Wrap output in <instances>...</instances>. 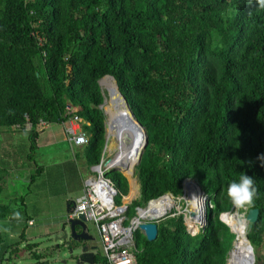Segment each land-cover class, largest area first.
Masks as SVG:
<instances>
[{"label": "trees", "instance_id": "16d2710c", "mask_svg": "<svg viewBox=\"0 0 264 264\" xmlns=\"http://www.w3.org/2000/svg\"><path fill=\"white\" fill-rule=\"evenodd\" d=\"M105 75L147 134L135 166L139 194L127 204V219L151 199L182 195L187 178L207 197L196 235L187 232L182 214L160 219L153 241L136 229L134 264H225L234 235L219 217L232 209L227 188L242 172L258 189L249 207L258 217L246 229L258 248L264 234V167L257 160L264 154V9L255 0H0V128L30 123L29 148L36 149L40 121L64 124L77 115L88 135L84 159L99 164L106 124L98 81ZM42 170L36 167L30 184ZM104 174L121 203L127 178L117 169ZM11 212L0 203V221ZM94 261L104 264L99 253Z\"/></svg>", "mask_w": 264, "mask_h": 264}, {"label": "rangeland", "instance_id": "374dc122", "mask_svg": "<svg viewBox=\"0 0 264 264\" xmlns=\"http://www.w3.org/2000/svg\"><path fill=\"white\" fill-rule=\"evenodd\" d=\"M101 81L102 79L98 83L104 94V106L109 95L108 89L105 88ZM105 120H107L106 114ZM0 129V175H6L2 182L3 190L0 195V203L16 207L21 204L20 200L24 198L25 206L22 205L21 210L31 215L34 219V224H28L27 226L28 229L26 233L27 237L28 235L29 237L26 241H21L19 250L15 252V254L12 253L9 260H5L6 257L9 256L8 253L3 260H0V264H40L42 260L45 264H73V255L70 254L69 248L65 246L62 241L56 240V237L62 234V229H56L54 231L52 227L48 233L45 232L48 229V225L46 224L52 217H60L64 214L67 202L69 200L76 201L83 195L84 180L89 176L96 177L97 173L93 169V166H88L86 163L81 151L82 146L71 147L66 138L62 140V137H59L60 139L58 141H54V139L60 135L65 136V125L63 124L48 123L46 127L38 125L37 130L41 135L40 137L38 136L36 141H38L41 146H37L36 149L29 148L30 143L27 130L8 129L5 127H1ZM57 131L58 134H56ZM52 135H54V137L47 143H41V139L47 136L51 137ZM28 155H30V158ZM110 157L111 156L106 154L104 150L102 169L108 171L111 169H106L105 166V162ZM39 165L43 166V171L37 172L34 182L30 184L31 174L36 172V167ZM135 166L136 165H134L133 176H129L124 171L118 169L122 174L124 173L123 175L126 178L129 176L131 180L133 179L132 184L131 180L129 178L127 179L129 190L127 195L121 197V203L126 205L136 199L138 195L137 190L136 195L128 200L132 194V189H138L139 186L135 174ZM199 187L201 188L200 185ZM183 194L181 196H183ZM201 196L204 198V193L201 194ZM173 197L174 205L165 215L159 217L160 219L171 216V213L176 211V208L180 211H183L186 207L189 209V204L186 200L180 201L183 197ZM204 203L206 205L205 199ZM148 204H146L145 207H148ZM246 210V208L237 209L233 206L228 213H238L239 216L243 218ZM202 222L205 223V215ZM0 224V229L5 231L2 225H6V220H2ZM194 225L198 228V224ZM64 228H66V226ZM87 229L93 236L94 243L97 245L96 252L102 254L99 234L92 222H87ZM3 231L1 234L5 242L8 238ZM232 234L234 238L231 241V248L237 241L236 234L234 232H232ZM25 242L35 244V246H31L32 251L26 246ZM4 247L7 246L5 245ZM15 247L18 246L15 245L14 248Z\"/></svg>", "mask_w": 264, "mask_h": 264}, {"label": "built area", "instance_id": "2783aa9c", "mask_svg": "<svg viewBox=\"0 0 264 264\" xmlns=\"http://www.w3.org/2000/svg\"><path fill=\"white\" fill-rule=\"evenodd\" d=\"M38 39L41 42V38L38 37ZM66 108L69 113L73 112V109L70 106H67ZM38 125H43L46 127L48 123L40 121ZM63 125H65V138L70 146L80 147L88 143V135L82 128L81 119L79 116H69ZM20 128V125H14L12 127V129ZM30 128L31 124L27 122L24 126V129L28 130ZM104 170L105 169L101 168L100 171H95L97 173L96 177L89 176L84 180L83 195L73 202L71 207L72 211L71 213H68V215L70 217H77L79 213H82L86 217L87 221L92 222V224L95 226L99 234L100 247L102 250V254L100 255L104 258V264H134L136 248L133 234L134 231L138 229V224L145 221L146 217L141 216L142 218H137L141 211L139 209L141 207H137L136 215L130 219H127L125 215L127 205L116 202L115 199L119 192L111 179L105 176L104 173L106 170ZM163 195L171 196L172 199L174 198V195L171 193H165ZM161 196L156 199H151L148 209L152 202L161 198ZM175 197H183L180 199V201L186 200L187 203H189V200L185 197V194H183V196L180 195ZM206 200L207 198L205 201ZM205 211L206 205L204 208L202 221L204 220ZM178 214L183 215L186 230L190 235H196L201 232L204 226L203 222L200 223V226L196 231H193L187 227L189 219L193 217L191 216L190 209H187L186 207L183 211H180L178 208H176V211H173L171 216ZM160 217H162V215H160ZM126 220H128V223H125ZM253 260L254 259H252L251 251L249 250L248 246L245 248V250H242L240 243L237 240L229 251L225 264H253Z\"/></svg>", "mask_w": 264, "mask_h": 264}, {"label": "bare ground", "instance_id": "6f19581e", "mask_svg": "<svg viewBox=\"0 0 264 264\" xmlns=\"http://www.w3.org/2000/svg\"><path fill=\"white\" fill-rule=\"evenodd\" d=\"M101 82L109 91V96L103 106L107 117V143L105 151L106 154L111 156L108 158L110 160L106 163V166L107 168L114 167L120 169L127 175L132 176L131 174H133L134 165L141 149L144 130L138 126L131 116L125 101L117 90L114 80L106 77ZM136 193L137 189L133 188L132 194L128 199L132 198ZM184 194L189 200L188 204L190 207L188 206V208L193 211V217L189 219L187 225L191 230L196 231L202 222L204 214V198L198 193V187L191 180L185 182ZM173 205L174 201L172 197L163 195L152 202L149 209L145 211L141 210L140 214L144 217L163 215ZM222 220L235 232L242 250H245L247 246L243 236L246 229L243 218L233 213H227L223 215ZM194 224H198V228Z\"/></svg>", "mask_w": 264, "mask_h": 264}, {"label": "water", "instance_id": "95a60500", "mask_svg": "<svg viewBox=\"0 0 264 264\" xmlns=\"http://www.w3.org/2000/svg\"><path fill=\"white\" fill-rule=\"evenodd\" d=\"M105 77H109V78H112L114 80V78L112 76H110V75H105L101 79H103ZM114 82H115V80H114ZM115 85L117 87V90H118L119 94L121 95V97L125 101L128 109H129V111L131 113V116L134 118V120L138 124V126L144 130V137H143V141H142V144H141L140 152H139L138 157L136 159V163H135V165H136L139 162V160H140L142 151H143V149L145 147V144L147 142V134H146V131H145L144 127L135 119L134 114L131 111V109H130L128 103H127V100L125 99V97L119 91L116 82H115ZM102 94H103V92H102ZM108 95H109V91H108ZM104 102H105V98L103 99V102L100 105L101 109L103 107ZM104 113H105V111H104ZM105 124H106V128H107V121L106 120H105ZM105 131H106L105 132V144H104V148H103V152H102V157L100 159L99 164L93 166V169L96 172L101 170V166H102V162H103V160H102L103 159V154H104V150L106 148V143H107V139H106L107 130L105 129ZM109 160L110 159H107V161L105 162V166H106V163ZM111 169L113 170L115 168L113 167ZM128 178L129 177H127V179ZM129 179L131 180V178H129ZM187 180L194 181V183L198 187V193L199 194H203V191L201 190V188L197 184V181H195L192 178L185 179L183 181V187H184L185 182ZM137 190H138V194H139V186H138ZM188 198H190V197L188 196ZM206 198L207 197L205 195L204 199H206ZM150 202H151V200L149 201V204H150ZM139 209L145 211V210L148 209V207H141ZM71 211H72L71 208L67 211V215L65 216V218L63 220L64 222L62 223V234L60 236H57L56 240L62 241L64 243V245L69 248L70 254L73 255V259H72L73 264H96L95 261H94V256L97 253L96 252L97 245L94 243V238L89 233V231L87 229V222L88 221H87L86 217L84 216V214H82V213H79L77 215V217H70L68 215V213H71ZM227 213L228 212L220 214L219 218H220L221 221H223L222 220V215L227 214ZM205 214H206V211H205ZM233 214L234 215H239L238 213H233ZM141 216L142 215L139 214L137 216V218L138 219L142 218ZM191 216H193V211H191ZM159 217H160V215L159 216H156V215L147 216L146 220L141 222V223H139L138 226H137V228L140 229L143 232L144 236L146 237V239L148 241H153L156 238V236H157V232H158V227H157V222L158 221L157 220L159 219ZM257 217H258V209H256V208L247 209L246 213H245V215L243 217V220L245 221V229L249 230L251 228V226L256 222ZM226 225L229 227L228 224H226ZM65 226H66V228H64ZM230 230L232 232H234L231 228H230ZM247 230H245V234H244L243 237H244V240L246 242V245L248 246L249 250L251 251L252 259H254L253 247H252L251 243L249 242V240L247 238V235H246L247 234ZM236 240H237V236H236Z\"/></svg>", "mask_w": 264, "mask_h": 264}, {"label": "crops", "instance_id": "0c3cea01", "mask_svg": "<svg viewBox=\"0 0 264 264\" xmlns=\"http://www.w3.org/2000/svg\"><path fill=\"white\" fill-rule=\"evenodd\" d=\"M58 131H57L56 134H58ZM40 135L41 134H39V137H40ZM53 137H54V135H52L51 137L47 136L46 138H43L44 140L41 139L42 140L41 143H47ZM59 137H62L61 139L62 140H65V136L64 135L63 136L60 135L57 138H55L54 141H58L60 139ZM39 144L40 143L37 141V146L38 147L41 146V144L40 145ZM8 172H9V170H8ZM22 200L24 202L20 200V203H21L20 205H18L16 207L10 206L12 208V212L5 219L6 220V225H2L4 227V229H5V231H3V230L0 229L1 233L3 231L5 233V236L8 238V240L4 242V237L2 236L3 237V242L0 245L1 246L0 247V260H3L8 253H9V256L6 257L5 260H9L10 259V256L12 255V253L15 254V252H17L19 250V248H20V246H19L20 245V242L21 241L22 242L23 241H26V239L29 237V235L27 237V233H26L27 232V229H28V227H27L28 224H30V225H33L34 224V219L32 218V216L31 215H28L27 213H25V212H23L21 210L22 205L25 206V199L22 198ZM73 202L74 201H71V204H68L67 203L66 210L64 211V214H62L60 217H52L48 221V223L46 224V225H48V229L45 232H48L49 230H51L52 227H53V230L54 231L56 229L57 230L58 229H62V223L64 222L63 220H64L65 216L67 215V211L72 207ZM16 211H19L21 213L22 219L17 220V219H14L13 218V213L16 212ZM1 221H0V223H1ZM30 222H32V223H30ZM23 230H24V238H23V240H21L20 235L23 232ZM25 243L28 244V245L30 244L28 242H25ZM5 245L7 247H4ZM10 245H12V246L10 247ZM15 245H17L18 247L14 248ZM30 251H32V249ZM253 255H254L253 264H264V234H263L262 244L258 248H253ZM39 256H40V254H39ZM40 264H44V261L42 260V262H40Z\"/></svg>", "mask_w": 264, "mask_h": 264}, {"label": "clouds", "instance_id": "9594fccd", "mask_svg": "<svg viewBox=\"0 0 264 264\" xmlns=\"http://www.w3.org/2000/svg\"><path fill=\"white\" fill-rule=\"evenodd\" d=\"M253 0H249L252 3ZM259 9H264V0H255ZM260 162V166L264 167V154L257 157ZM258 189L255 186V181L252 176L241 173L239 180H233L227 188V196L232 205L237 209H245L254 205V201L257 197ZM13 218L22 219L21 213L16 211L13 213Z\"/></svg>", "mask_w": 264, "mask_h": 264}]
</instances>
